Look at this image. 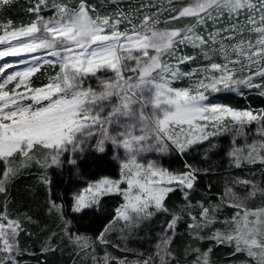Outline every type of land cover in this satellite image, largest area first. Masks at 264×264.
I'll use <instances>...</instances> for the list:
<instances>
[{"label":"snow or ice","instance_id":"6c2138e0","mask_svg":"<svg viewBox=\"0 0 264 264\" xmlns=\"http://www.w3.org/2000/svg\"><path fill=\"white\" fill-rule=\"evenodd\" d=\"M7 2L0 0V4ZM168 2L171 3V0ZM45 4L46 0H38L35 7L29 9L36 13L35 21L0 35V44H8V47L0 50V58L45 50L48 56L55 59L43 62H59L60 67L59 73L43 87L31 88L30 77L38 70L40 61L39 57H33L32 67L15 72L0 83V160L7 163L17 154L26 161L31 160V153L40 148L45 150L52 164L59 165L60 157L65 153L83 154L86 146L93 147L87 142L97 132L100 138L94 145L96 152L104 153L106 142L122 148L128 159L121 164V179L102 178L90 183L73 197V212L81 213L98 205L101 196L115 192L123 196L124 203L116 209V216L110 224L123 221L125 227H135L142 221L150 220L156 213H168L166 198L176 188L183 192L187 200L189 193L184 189H193L198 171L193 169L177 175L154 162L145 166L137 162L139 154L151 150L166 153L170 145L182 154L191 145L217 134L206 132L207 124L200 121H211L217 130H220L225 119L240 127L253 121L262 122L261 135H264V111L254 113L206 105L203 101L207 98L202 92L192 94L189 89L171 86L172 81L190 75L181 72L179 65L195 57L177 55L179 46L187 45L200 49L206 59H210L209 51H218L225 60L224 64H210L209 71L219 75L206 74L204 79L197 82V89L210 88L215 92L220 91V86L230 90H235L234 86L239 85L259 87L253 85L252 81L256 76L264 77V0H192L170 17V20L194 19L195 24L182 29L158 28L161 9L151 15L145 14L139 24H135L123 13L117 14L123 19L116 20L107 15L101 16L85 0H80L75 8L56 4L55 15L45 20L39 15L41 5ZM225 13L230 21L233 17L237 18L228 28H216L207 39L195 31L197 25L209 20L215 23ZM241 13H246L247 28L237 27ZM123 20H127L130 28L121 32L117 26ZM8 23L11 24L10 21ZM246 30L255 34L254 42L251 38H243ZM226 31L231 34L218 40L217 37ZM237 34L241 35L239 41L230 45L224 43V39L231 40ZM21 37L26 38L27 42L10 43V40ZM216 45L218 48L214 47ZM173 59L175 65L170 62ZM236 65L240 66L241 72L247 66L248 74L238 77ZM254 65L255 72L251 70ZM3 71L4 67H0V72ZM102 71L110 72L111 76L99 77L98 73ZM89 76L97 77L99 91L84 86L85 78ZM12 81H17L15 87L11 92L5 91V85ZM21 86L25 91H17ZM113 125L116 130L110 132ZM229 155L237 167L244 160L264 164V142L250 145L247 152L234 149ZM68 163L76 164V159H69ZM14 173L15 169L6 168L4 179L0 180V193L6 191L4 184ZM122 183L127 184L126 189L120 188ZM250 195H255V186ZM234 206L243 207L241 204ZM51 207L60 208L55 202ZM208 212L207 208H202L201 218L206 220ZM262 213L264 209L254 212L245 209L234 235L217 232L211 238L218 243L235 241L237 252L247 250L257 264H264V244L257 239L262 223L259 215ZM249 216L257 219L249 220ZM179 219L172 214L156 245L159 264H170V234H174ZM68 223L65 222L64 235L81 250L88 247L87 237L71 233L67 228ZM196 226L189 224V228ZM22 230L18 221L8 219L6 215L0 216V264H19L16 259L20 254L17 237ZM107 230H110V226L106 227ZM97 239L107 243L104 232ZM241 242L245 249H241ZM45 250L54 249L48 246ZM208 255V252L202 253L197 260L209 264ZM143 264H156V260L149 258Z\"/></svg>","mask_w":264,"mask_h":264},{"label":"trees","instance_id":"16d2710c","mask_svg":"<svg viewBox=\"0 0 264 264\" xmlns=\"http://www.w3.org/2000/svg\"><path fill=\"white\" fill-rule=\"evenodd\" d=\"M191 2L192 0H171V3L168 0H85L86 4L94 6L103 16L123 19L117 15L123 13L129 16L135 24H139L145 14L151 15L157 9H161L158 16L160 23L157 25L160 29L184 28L192 18L170 20V17L175 16L181 8ZM79 3L80 0H47L46 7L49 10L44 14L52 13L51 10L53 8L55 10L54 5L56 4L75 8ZM147 5L154 6L148 7ZM30 8H33L30 0H12L1 4L0 22L9 19L13 22V26L28 24L36 18V13L30 12ZM119 28L124 31L130 28V25L127 20H123ZM252 88L254 92H249L247 95L243 94L246 92L244 88L241 94L225 92L218 95L217 99L220 103L232 108H251L256 113H260L264 111V90H257V87ZM261 128L262 122L246 123L242 127L238 126L237 129H227L195 143L181 155L175 154L170 159H161L162 166L169 170L188 171L189 168L198 170L195 173L194 187L191 190L184 189L189 193L187 200L179 188L169 193L165 202L169 212L156 213L135 231H131L127 237L130 249H140L149 253L159 231L163 230L172 214H175L179 215L180 219L175 226V233L172 234L170 250L176 259L183 258L184 261H189L188 257L196 254L194 247L198 245L199 250L208 248L211 250L210 258L213 262L220 260L225 264L235 262L240 256L239 253L231 254L230 246L213 241L211 238L198 242L192 235V228H189L188 223L193 217L195 221H198L201 218L202 208H207L209 213H214V223L208 227L209 229L227 225L236 214V208L228 204L230 189L236 192H247L248 190L252 192V187L257 186L255 195L249 196L247 206L251 209L264 206V164H258L254 168V170L257 169L255 171H250L249 168H235L232 157L229 155L236 146L242 147L246 143L264 142ZM234 131L239 132L236 135ZM31 155L37 157L36 161L21 160L19 156H16L19 170L10 183L18 191L14 192L7 188L5 195L0 194V214L5 213L12 216L16 214L21 224L24 225L22 234L27 229L26 237L31 239L30 243L28 242L29 251L21 252L20 250L17 261L20 264H76L77 254L73 249L64 253L63 259H58L56 253H51L50 256L40 253L38 242L43 241L49 235L55 236L50 231L53 229L52 217L56 214L60 215L64 222H69L67 228L71 233L86 235L93 242L96 241L100 233L114 219L116 209L124 202L123 196L117 193L101 196L98 205L85 209L81 213L72 211L73 196L101 177H118L119 164L110 145L105 147L104 153L96 152L94 149L85 151L76 159V164L68 163L67 155L64 154L60 157L59 165H49L47 153L40 148L35 149ZM42 177L47 178V183H43ZM26 179L31 181L25 182ZM244 180L251 183H242ZM52 202L60 206L59 210L51 207ZM131 234H136L137 237H131ZM61 239L59 238L58 241Z\"/></svg>","mask_w":264,"mask_h":264},{"label":"rangeland","instance_id":"374dc122","mask_svg":"<svg viewBox=\"0 0 264 264\" xmlns=\"http://www.w3.org/2000/svg\"><path fill=\"white\" fill-rule=\"evenodd\" d=\"M8 1H12V0H8ZM30 1H32V7L34 8L36 3L38 2V0H30ZM2 4H4V3H2ZM47 10H49V9H48V7H46V4L41 5L39 15L42 16L45 20H48L49 18L53 17L56 13V9L54 10V8H53L51 10L52 13L44 14V12ZM98 13H99V11H98ZM93 15L95 16L96 13H93ZM99 15L103 16L101 13H99ZM245 15H246V13H241L240 17L238 18L240 23L237 25V27L247 28V22L245 19ZM36 18H37V16H36ZM36 18H35V20H36ZM112 19L116 20V17H114ZM236 19L237 18L233 17L232 21H230L227 14L225 13L215 23L213 21L209 20L203 25H197L195 28V31L200 33L201 35H203L205 37V39H207L210 32H213L216 28H228L231 23L236 21ZM35 20H33V21H35ZM257 20H258V17H257ZM9 21L11 22L10 25L8 23ZM30 23H28V24H30ZM28 24L20 25V26H13V22L11 20H9V19L3 20L0 22V35H4L6 31L10 32L14 29H18V28H20L22 26H26ZM190 24H195L194 19H191L187 25H190ZM119 25L117 26L118 29L121 32H123L122 29L119 28ZM230 34H231L230 31L222 32L220 34V36L217 37V39L219 40L222 37H227ZM242 35H243V38L246 40L251 38L253 40V42L255 41V34L254 33H250L246 30L243 32ZM240 39H241V35L237 34L231 40L224 39V43L226 45H230V44L236 43ZM20 42H27L26 38L21 37V38H19V40H10L11 44H17ZM6 47H8L7 43L6 44H0V50H3ZM214 47L218 48V45H216ZM177 55L193 56V57H195V59L187 62L186 65H185V63L179 65L181 72L189 73L190 75L182 76L180 79L172 81L171 86L173 88L189 89L192 94H195L197 91L202 92L204 94V96L207 98L206 100L203 101V103L206 105H219L222 107H230L226 104L220 103L219 100L217 99L218 95L225 93V92H235V93L241 94L243 92L242 90L244 88L246 89L245 90L246 92H243V94L247 95V93H249V92H254V90H252L253 89L252 87H248L246 85L234 86L235 90L224 89L223 86H220V91H215V92L212 91L210 88L209 89H204V88L197 89L196 88L197 82L201 79H204L206 74L207 75H219V73H212L211 71H209L210 64L211 63L224 64L225 60L222 58V56L219 54L218 51L215 53H213L212 51H209L208 55H209L210 59H206L200 49H194L191 46H187V45L179 46V52L177 53ZM33 57H39L40 61H39L38 70L34 74H32V76L30 77L29 87H31V88L43 87L45 84H47L49 82V79L51 77H54L57 73H59V71H60L59 62H57L55 64H45L43 62L44 60L55 59V58L48 56L47 52L45 50H39L35 53H22L19 56H7V57L0 58V67H4V71L0 72V83H4V81L7 80V77L9 75L14 74L15 72L24 71L26 68L32 67L33 66ZM232 58L235 59V56H233ZM165 59H167V57ZM170 62L173 65H175V63H176L175 59L171 60ZM7 65H10L11 67H6ZM235 67L237 70V76L238 77H242V76H245L248 74L247 66H245V70L243 72L240 71L239 65H236ZM251 70L253 72H255L256 66L254 65ZM98 76L101 78H107V77L111 76V73L102 71V72L98 73ZM262 78H264V77L256 76V77H254V79L252 81L253 85H259V87H257V90H259V89L264 90V80H262ZM16 83H17V81H12V82L7 83L5 85L4 90L11 92V90L15 87ZM84 86L85 87L90 86L97 91L100 90V84L98 82L97 77H95V76H89V77L85 78ZM253 87H256V86H253ZM17 91H20V92L25 91L24 86H21L19 89H17ZM28 102L29 101H25V103H28ZM113 102H115V98H113ZM230 108H232V107H230ZM232 109H234V110H250V111H253L254 113H256V111L252 110L251 108H243V109L232 108ZM105 114H106V112H105ZM200 123L201 124H204V123L207 124V127L205 128L206 132H208V133L216 132L217 134H220L227 129H233V128L237 129V127H238V125H233V123L231 122L230 119H225L222 122L220 130H217V128L213 127L211 121H207V122L200 121ZM225 126H226V128H225ZM115 130H116L115 125H113L109 129L110 132H114ZM185 130L187 131V126H185ZM176 131L179 132V129H176ZM238 132L239 131H237V132L234 131V133L236 135ZM211 136L212 135L208 136V138ZM99 138H100V135H99V132H97L96 135H94L87 142L88 145H91L93 147L86 146L85 151H87L89 149H94V145L96 144V141ZM198 142H201V141H198ZM169 144H170V142H169ZM252 144L259 145L260 143L259 142H254V143H250V144L246 143L242 147L236 146L234 149H242V150H244V152H247L249 146ZM107 145L111 146L112 151H113V155L119 164V175L116 178L104 176V177L99 178L98 180H100L102 178H109V179H112L114 181L120 180L121 179V164L125 160L128 159V156L122 148H116L110 142H106L105 147ZM65 154L67 155L68 160L69 159H77L79 156L82 155L79 152H77V153L67 152ZM175 154L181 155V153H179L174 148V146L170 145L169 151L166 153H160L158 151L151 150V151H146V152L139 154L137 156V162L140 164H143L145 166H147V164L149 162H154L157 165L163 167L161 162H160L161 159H163V158L164 159H170V158L174 157ZM16 156H19V158H21V160H24V158L18 154L15 155L14 157H12L8 163H5V161L0 160L1 161V164H0V180L4 179L3 173L7 167H11V168L15 169L14 175H11L4 184L6 191L4 193H0V194L5 195L7 193V188L12 189V191H14V192L18 191V189L15 186H13V184L11 185V183H10L12 181V179L15 178V176L17 175L18 170H19V165L16 162ZM36 159H37V157L32 155V159L30 161H36ZM47 161H48L49 165H52V166L55 165V164H52L50 157ZM232 162L236 168L237 166L234 163L233 159H232ZM258 164H260L258 161L256 163H249L246 160H244L241 162L240 166L237 168H249L250 171H255L257 169L254 170V168H256V166H258ZM163 168L172 172L173 174H177V175L192 170L189 168L188 171H177V170H169L165 167H163ZM30 179H26L25 182L31 181ZM41 179H42L43 183H46L45 182V180H47L46 177H42ZM98 180H96V181H98ZM96 181H93L91 183H94ZM244 181H247V180H244ZM86 187H88V186H86ZM173 187H175V183L173 184ZM85 188H83V189H85ZM120 188L126 189L127 184L122 183L120 185ZM257 189H258L257 186H255V191ZM82 190H80V191H82ZM252 190H254V187H252ZM8 191H9V189H8ZM27 191H31V190L27 189ZM80 191H78L77 193H79ZM228 192H229L228 204L231 206H234L235 204H241L243 207L237 208L234 206L236 208V214L233 216V218H231V220L229 221V223H227V225L224 224V226H222V227L215 226V227H211V229L208 228L212 223H214V215H213L214 213H212V212H210V213L208 212V216H207L206 220L200 218L198 221H194L192 218L190 221V219H189L188 224H196L197 225L196 227L192 228V235L194 236V238L198 242L205 240V239H208V238H211L217 232L224 234V235H229V234L234 235L235 229L237 226V222L242 221V217H243V213H244L245 209H247L249 212H254L257 210L264 209V206L258 207L256 209H251L247 206V201H248L250 193H251V191H249V190L247 192H236V190L230 189ZM77 193H75L74 196ZM93 206H95V205H93ZM238 213H239V215H237ZM4 215H6L8 217V219L18 221L21 228L22 229L24 228V225L21 224L20 218L16 214H14V216L9 215V214H5V213L0 214V216H4ZM176 216L179 217V215H176ZM234 218H235V220H234ZM27 219H29V218H27ZM171 219H172V217L167 221V223ZM256 219H257L256 217L249 216V220H256ZM259 220L262 223L259 225L260 234L257 236V239L261 244H264V213L259 215ZM52 221H53L52 222L53 229L50 232L52 235H55V236L53 237V236L49 235V233H48L49 236L47 238L43 239V241L38 242V245H37L39 252L43 253L44 256L45 255L50 256L51 253H56V255H57L56 257L58 259H63L64 253H67L69 249H73V251L77 254L76 259H75V260H77L76 264H121V262H123V264H143V261L146 259H149V258L156 260V264H159V261L157 260V257H156V252L158 251L156 245L159 242V240L161 239L162 235L164 234V230L167 227V223L165 224L163 230L159 231V233L157 235V239H156L155 243L153 244L151 251L148 253V252H144L140 249H130V247H129L130 245H128V243H127V237L131 233V231L132 232L135 231V229H137L144 221L140 222L135 227H125L123 221H118V222H114L111 224L109 223L107 226H110V230L105 231V229L107 227L106 226L105 229L102 231V232H104V239L107 241V243H101L99 239H96V241L93 242L88 236L80 235L83 237H87V239H88V247L84 248L83 250H81V248L77 247L75 244L71 243L69 241L67 235H64L63 230L65 228V222L63 221V218L60 215L56 214L55 217H52ZM113 221H114V219L111 222H113ZM5 223H6V221H5ZM177 223H178V221H177ZM249 226L251 227L252 225H249ZM68 230H69V228H68ZM24 231H25L24 234H22L23 230L19 232V235L17 237V242H18V247L21 250V252L22 251L28 252L29 248H30L28 242L30 243L31 239L26 237L28 234V230L26 229ZM174 233H175V231H174ZM170 235H172V234H170ZM133 236L137 237L136 234L135 235L131 234V237H133ZM59 238L60 239L62 238L61 241H58ZM212 240L216 241L214 239H212ZM97 243H99V244H97ZM22 244H23V246H21ZM223 244L230 246L232 248V250L230 251L231 254L239 253V255H240L239 258H237L236 261L233 262L232 264H257V260L253 257H250L248 255L247 250H242L239 252L236 251L235 241H233L232 243L225 242ZM48 246H51L54 249V250H52L53 252L45 250ZM240 247H241V249H245V245L243 242H241ZM194 248H195V250L196 249L199 250L198 245H196ZM254 250L259 251L258 249H254ZM205 252L209 253V255H208L209 264H225L221 260L217 261V262H213L210 258L209 248L205 249V250L197 251L195 255L188 257V258H190L189 261H187V260L184 261L183 258L182 259H180V258L176 259L174 253L171 251L172 257L169 258L170 264H203L202 261L197 260V257L199 255H201L202 253H205ZM187 254H188V252L183 257L186 258ZM17 256H19V255H17ZM17 256H16V259L18 260ZM19 264H20V262H19Z\"/></svg>","mask_w":264,"mask_h":264}]
</instances>
